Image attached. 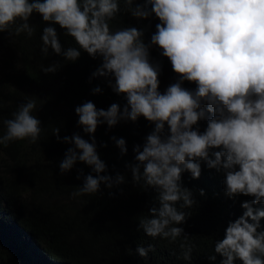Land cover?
<instances>
[{"label": "clouds", "instance_id": "9594fccd", "mask_svg": "<svg viewBox=\"0 0 264 264\" xmlns=\"http://www.w3.org/2000/svg\"><path fill=\"white\" fill-rule=\"evenodd\" d=\"M122 11L138 19L153 14L159 19L149 43L144 42L143 29L113 30L111 22ZM33 13L49 25L41 34L45 57L49 49L72 62L80 58L81 50L101 57L90 82L106 78L112 91L124 94L127 101L122 108L112 103L107 110L97 109L91 101L75 107L77 124L91 142L79 133L61 138L60 128L53 129L57 141L72 145L59 163L60 173L79 161L96 174L78 170L76 178L83 176V184L71 195L96 194L102 183L109 189L125 183L120 173L101 174L107 166L97 152L94 133L98 125L111 128L121 120L136 122L142 116L154 127L143 145L133 147L136 162L125 167L131 170L134 185L152 188L156 196L138 230L169 242L182 238L184 259H191L195 245L179 225L191 215L185 209L197 201L192 190L183 186L182 173L199 178L204 162L207 168L224 172L228 198H253L242 202L243 214L229 222L224 237L215 242L221 264H234L237 259L242 264H264V230H260L264 208L253 207L264 204V0H0V33L33 36L35 27L29 23ZM54 24L79 47L64 49ZM152 45L162 49L161 55L178 74L163 93L160 65L150 60ZM59 68V62L41 66L45 74ZM185 81L194 82L195 89L183 87ZM101 91L99 86L92 89ZM35 111L37 100L30 98L12 118L3 120L6 132L0 135V146L20 140L37 142L43 129ZM204 119L207 126L200 131ZM112 139L121 155L126 154L125 139ZM150 250H154L151 244L136 249L145 258ZM209 259L214 261L216 256Z\"/></svg>", "mask_w": 264, "mask_h": 264}, {"label": "trees", "instance_id": "16d2710c", "mask_svg": "<svg viewBox=\"0 0 264 264\" xmlns=\"http://www.w3.org/2000/svg\"><path fill=\"white\" fill-rule=\"evenodd\" d=\"M159 22L154 14L138 19L122 11L111 25L113 30L129 26L143 29L144 42L149 43ZM29 23L35 27L31 37L26 33H0V135L6 132L2 121L12 118L18 106L30 98L37 100L33 114L43 129L35 143L20 140L0 146V264H221L223 257L214 252L215 242L224 237L229 222L243 214L242 202L253 198H228L224 172L209 169L201 162L199 178H193L188 171L182 173L183 186L192 190L197 201L185 209L191 215L179 225L195 245L191 259H184L182 238L169 242L138 230L139 220L149 215L156 196L154 189L134 185L131 170L125 167L136 162L133 147L143 145L154 127L142 116L136 122L121 120L111 128L106 123L98 125L94 133L97 152L107 166L101 174L115 177L120 173L125 176V183L111 189L102 183L96 194L71 195L83 184V176L76 178L78 170L83 169L84 175L96 174L79 161L70 171L60 173L59 163L72 145L57 141L53 129L60 128L61 138L79 133L91 142L77 124L75 107L91 101L97 109L107 110L112 103H119L122 108L127 101L124 94L112 91L106 78L96 77L90 82L92 73L102 63L101 57L93 58L81 50L80 58L72 62L51 49L45 57L40 50L41 34L49 25L38 13H33ZM51 26L56 28L64 49L79 47L58 24ZM149 51L151 62L160 65L159 90L163 93L177 81L178 74L170 60L161 55L159 46L152 45ZM55 62L60 64L56 72L45 74L41 70V66ZM97 86L102 91L93 93ZM182 86L193 90L196 87L188 81ZM206 126V119L199 122L200 131ZM113 136L125 139L128 151L123 156ZM63 198H68L69 203ZM253 207L264 208V204ZM260 223V230H264V218ZM150 244L154 250L146 258L136 251L138 246L147 248ZM212 255L216 256L214 261L209 259ZM234 264L242 261L237 259Z\"/></svg>", "mask_w": 264, "mask_h": 264}, {"label": "rangeland", "instance_id": "374dc122", "mask_svg": "<svg viewBox=\"0 0 264 264\" xmlns=\"http://www.w3.org/2000/svg\"><path fill=\"white\" fill-rule=\"evenodd\" d=\"M1 59H2V53H1V48H0V64L2 63ZM62 200L65 201L66 203H69L68 198H63ZM68 209H69V207H68Z\"/></svg>", "mask_w": 264, "mask_h": 264}]
</instances>
